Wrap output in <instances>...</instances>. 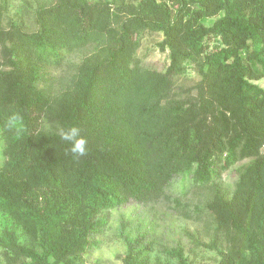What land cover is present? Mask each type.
I'll return each mask as SVG.
<instances>
[{"label": "trees", "instance_id": "obj_1", "mask_svg": "<svg viewBox=\"0 0 264 264\" xmlns=\"http://www.w3.org/2000/svg\"><path fill=\"white\" fill-rule=\"evenodd\" d=\"M8 9L0 0V264H81L103 212L157 204L177 177L205 192L216 264H264V0L43 1L31 32ZM142 32L162 34L164 72L137 57ZM189 70L199 80L177 93ZM73 128L83 155L63 139ZM245 159L227 190L223 172ZM148 237H124L122 264H193Z\"/></svg>", "mask_w": 264, "mask_h": 264}, {"label": "rangeland", "instance_id": "obj_2", "mask_svg": "<svg viewBox=\"0 0 264 264\" xmlns=\"http://www.w3.org/2000/svg\"><path fill=\"white\" fill-rule=\"evenodd\" d=\"M43 1L53 0H9L6 20L20 23L29 32L34 31V12L37 4ZM215 20L216 18L208 19L205 24L211 25ZM132 37L139 41L137 57L142 65L164 72L168 66L167 52H161L157 46L163 39L162 34L142 32L133 34ZM173 80L175 91L184 93L199 77L193 70H189L183 76L173 77ZM258 83L264 88V80ZM261 152L264 153V147ZM248 161L249 159L240 161L223 172L221 182L227 190L233 189L237 168ZM165 194V197L154 205L142 206L130 202L103 212L105 224L93 236L91 246L81 257V264H122L126 253L124 237L129 235L136 238L145 232L151 235L147 240L152 241V249L160 258H165L171 248L181 246L193 264H216L219 260L216 251L202 245L209 242V238L204 237L202 233L205 192L189 186L187 177H177ZM196 219H199V222H196ZM1 222L3 218L0 216ZM235 240L239 242V239Z\"/></svg>", "mask_w": 264, "mask_h": 264}, {"label": "clouds", "instance_id": "obj_3", "mask_svg": "<svg viewBox=\"0 0 264 264\" xmlns=\"http://www.w3.org/2000/svg\"><path fill=\"white\" fill-rule=\"evenodd\" d=\"M63 139L72 142L71 151L74 154L83 155L85 153L86 141L82 137H78L77 129L75 128L71 129L69 133L63 135Z\"/></svg>", "mask_w": 264, "mask_h": 264}]
</instances>
